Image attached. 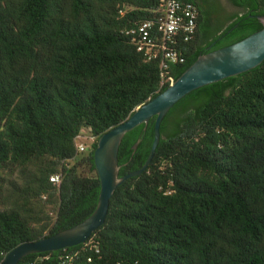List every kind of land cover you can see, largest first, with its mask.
<instances>
[{"label": "trees", "instance_id": "16d2710c", "mask_svg": "<svg viewBox=\"0 0 264 264\" xmlns=\"http://www.w3.org/2000/svg\"><path fill=\"white\" fill-rule=\"evenodd\" d=\"M159 1L0 0V262L95 209L99 136L169 85L160 55L146 59L125 32ZM181 1L196 7V27L174 43L184 61L164 69L173 80L198 55L262 27L264 0H230L241 11L228 19L212 15L213 2ZM153 125L123 136L119 176L143 165ZM82 128L94 139L79 151ZM159 131L149 165L116 187L88 239L18 264H264V59L181 97Z\"/></svg>", "mask_w": 264, "mask_h": 264}, {"label": "water", "instance_id": "95a60500", "mask_svg": "<svg viewBox=\"0 0 264 264\" xmlns=\"http://www.w3.org/2000/svg\"><path fill=\"white\" fill-rule=\"evenodd\" d=\"M257 19L262 25L259 30L234 43L198 55L162 92L138 106L124 121L99 136L93 161L100 189L96 207L88 217L48 237L18 244L5 254L0 264H18L25 255L63 249L88 239L103 224L109 200L116 187L127 178L141 173L149 165L160 139L161 120L174 103L198 87L240 74L263 61L264 14L257 15ZM151 117H154L153 139L145 162L140 168L119 176L118 148L123 136L140 124H144L145 130ZM138 141L132 145L133 151Z\"/></svg>", "mask_w": 264, "mask_h": 264}, {"label": "built area", "instance_id": "2783aa9c", "mask_svg": "<svg viewBox=\"0 0 264 264\" xmlns=\"http://www.w3.org/2000/svg\"><path fill=\"white\" fill-rule=\"evenodd\" d=\"M156 13L149 19L141 21L136 27L126 30L137 51H140L146 59H152L160 55L161 84L172 82L170 76H166L164 69L169 63L183 62L184 57L174 48L177 37L184 41L190 39L196 27V7L188 1L160 0ZM79 151L87 149L88 145L77 142ZM49 180L58 184L60 174H53ZM68 258V255L65 256Z\"/></svg>", "mask_w": 264, "mask_h": 264}, {"label": "rangeland", "instance_id": "374dc122", "mask_svg": "<svg viewBox=\"0 0 264 264\" xmlns=\"http://www.w3.org/2000/svg\"><path fill=\"white\" fill-rule=\"evenodd\" d=\"M221 1H222L221 4H222V14H223L222 16H224V18L226 17V19H228L232 15L237 14L241 11V9H238L236 7L231 6L226 0H221ZM225 20H224V25L227 23ZM224 25H222V26H224ZM75 139L77 142H82V143L89 146V144L92 142L94 137L90 133L88 128H82L80 130L79 134L75 137ZM1 171L2 170L0 169V172ZM6 173H7L6 170L2 171V174H4V176H8ZM16 175H17V173L14 172V174L10 175L8 177V179L16 178L18 180V177ZM9 189H10V185L6 181V183L4 184L5 193H7L9 191ZM49 210H50V212H49ZM46 211H48L51 215H53V209L51 208V205H46Z\"/></svg>", "mask_w": 264, "mask_h": 264}, {"label": "flooded vegetation", "instance_id": "af4514ba", "mask_svg": "<svg viewBox=\"0 0 264 264\" xmlns=\"http://www.w3.org/2000/svg\"><path fill=\"white\" fill-rule=\"evenodd\" d=\"M231 6H233V7H236V6H234L231 2H230V0H226ZM195 2H196V5L198 4V5H200V6H203L204 7V5H206V3L207 2H213L214 4H215V7L218 9V11L215 13V14H212L213 16L215 15V17H216V15L218 14V16H219V14L222 16L223 14H222V1L221 0H195ZM236 8H238V9H240L239 7H236ZM208 48H210V46H207V49Z\"/></svg>", "mask_w": 264, "mask_h": 264}]
</instances>
